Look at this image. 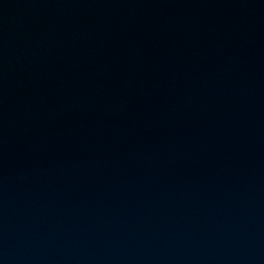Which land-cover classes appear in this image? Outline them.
Segmentation results:
<instances>
[{"label":"water","instance_id":"95a60500","mask_svg":"<svg viewBox=\"0 0 264 264\" xmlns=\"http://www.w3.org/2000/svg\"><path fill=\"white\" fill-rule=\"evenodd\" d=\"M0 264H264V0H0Z\"/></svg>","mask_w":264,"mask_h":264}]
</instances>
